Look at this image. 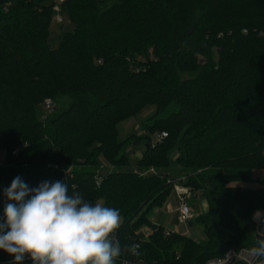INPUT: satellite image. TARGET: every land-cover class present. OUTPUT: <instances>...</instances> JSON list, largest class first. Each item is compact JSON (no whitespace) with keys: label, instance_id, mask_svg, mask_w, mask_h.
I'll return each instance as SVG.
<instances>
[{"label":"trees","instance_id":"1","mask_svg":"<svg viewBox=\"0 0 264 264\" xmlns=\"http://www.w3.org/2000/svg\"><path fill=\"white\" fill-rule=\"evenodd\" d=\"M7 1L0 11V151L8 164L0 167L1 189L17 176L30 187L64 180L69 195L118 209L115 264H208L254 245L252 217L264 211V0H113L99 12L106 0H65L61 13L74 29L54 48V0ZM57 97L69 105L39 119L36 108ZM148 105L155 112L137 136L146 144L137 165L167 168L179 144L180 167L203 171L184 183L208 205L197 217L202 241L165 236L149 220L174 178L128 169L124 147L136 135L120 141L118 123ZM102 160L112 169L97 186ZM8 202L0 203V223ZM133 244L139 256L123 251ZM9 260L0 249V264Z\"/></svg>","mask_w":264,"mask_h":264},{"label":"clouds","instance_id":"2","mask_svg":"<svg viewBox=\"0 0 264 264\" xmlns=\"http://www.w3.org/2000/svg\"><path fill=\"white\" fill-rule=\"evenodd\" d=\"M4 195L9 202L0 223V249L14 257L13 264H22L26 255L33 264H115L121 256L114 237L121 225L119 210L69 195L64 180L30 187L17 176ZM252 218L264 225V212L257 210ZM255 236L244 258L264 264V231L257 229ZM139 248L125 245L123 251L139 256Z\"/></svg>","mask_w":264,"mask_h":264},{"label":"rangeland","instance_id":"3","mask_svg":"<svg viewBox=\"0 0 264 264\" xmlns=\"http://www.w3.org/2000/svg\"><path fill=\"white\" fill-rule=\"evenodd\" d=\"M113 0H106L102 6L99 7L98 12L102 11L110 5H112ZM61 16L63 18L62 23L56 22L54 19L51 21L50 26V36H49V45L51 47H56L61 39L62 33L65 31H71L74 29V25L67 19L65 15L61 13ZM47 100H51L54 103V108L47 110L44 106L45 102ZM43 105H39L37 110V117L39 119H42L43 116L52 115L55 113H59L64 107H67L70 103V98L66 97H57L55 99H46ZM155 112V107L152 105L146 106L143 110L138 112L135 116H131L129 118H126L118 123V138L120 141L125 140L132 134H135L136 137H133L129 140V144H126L124 147V152L127 154L129 158V170H141L143 173L141 175H149L153 174L151 172L147 173L144 171V168H141L137 165V160L140 158L142 151L145 149L146 144L144 141L136 140L137 136L143 134L142 126L153 113ZM135 140V141H134ZM154 141H156V137L153 138ZM139 142V143H138ZM178 145L177 144L170 152V164L167 168L161 169L159 171V174L166 175L168 174L170 177L174 179L181 178L182 176H194L197 174L202 173V170H199L197 172L193 171L190 167H180V165L176 161V157L178 156ZM6 158V152L0 151V167L7 168L8 164L5 163ZM101 166L99 168V174L100 175H106L108 174L112 167L104 160L101 162ZM149 169V168H148ZM140 174V173H139ZM261 179H264V171H260V174H258ZM253 177H257V175L254 173ZM249 184V183H247ZM250 185H255L253 183H250ZM190 192L193 191L190 189ZM194 194L197 195V197H194L192 195L191 197L186 196L187 205L189 208L192 209L191 212V219H188L186 222H183L181 219V213L179 211V204L180 201L178 199V195H176L175 192H173L167 199L166 203L163 206H158L152 209V219L157 224H161L162 227L165 229L169 226L167 225H175L181 232H187L186 235L193 238L197 241H202L205 239L203 229L201 224L197 221V217L201 214H204L206 210V200L203 195L202 191L195 192ZM4 190L0 188V203L4 199ZM96 203H102V201H98ZM208 212V211H207ZM178 247V246H177ZM177 249H180L178 247ZM135 264V263H132Z\"/></svg>","mask_w":264,"mask_h":264},{"label":"built area","instance_id":"4","mask_svg":"<svg viewBox=\"0 0 264 264\" xmlns=\"http://www.w3.org/2000/svg\"><path fill=\"white\" fill-rule=\"evenodd\" d=\"M64 1L65 0H54L55 4L53 6V10H54L53 19L58 23L63 22V18L61 16V4ZM9 6H10V2H8L7 0H0V11H7ZM44 106L47 110H49V109L54 108V103L51 100H47L45 102ZM165 136H166L165 133H162L159 136H156V141L161 140ZM13 153L17 154V151H14ZM160 170L161 169L151 167V168L147 169V173L151 172L153 174H159ZM63 171L65 172L68 170L66 168H64ZM187 178H188V176L186 175V176H182L181 178L173 180V191L178 195V198L180 201L179 211L181 213V219L183 222H186L188 219H191V212H192V209L189 208V206L187 205V201H186V196H188V197L192 196V193L190 192L189 187H186L184 185V183L187 181ZM101 181H102V177L99 174L95 177L96 185L100 186ZM262 212H264V211H262ZM255 222L257 223V229L264 231V225L259 224L257 221H255ZM172 233H174V232L171 230H168V229H164L165 236H169ZM246 250L247 249L235 250V249L230 248L229 250H227L225 252V254L222 257L211 259L208 262V264H235V262L239 261V260L240 261L242 260V261H245L248 263V261L244 258ZM29 260H31V259L26 255L23 262H27ZM252 262H253V260H252ZM9 263L13 264V260L6 261L3 264H9Z\"/></svg>","mask_w":264,"mask_h":264},{"label":"crops","instance_id":"5","mask_svg":"<svg viewBox=\"0 0 264 264\" xmlns=\"http://www.w3.org/2000/svg\"><path fill=\"white\" fill-rule=\"evenodd\" d=\"M136 172H138V173H143L141 170L139 171H137V170H135ZM144 171H146V169L144 170ZM174 192V191H173ZM172 192V193H173ZM171 193V194H172ZM170 194V195H171ZM169 195V196H170ZM177 195V194H176ZM168 199V198H167ZM179 199V198H178ZM167 201V200H166ZM166 201L163 203V205L166 203ZM163 205H161V206H163ZM180 205V204H179ZM206 205H207V203H206ZM180 207V206H179ZM207 211H208V205H207V207H206V210H205V212H204V214L205 213H207ZM149 220H150V222L153 224V225H157V226H162L161 224H157L156 222H154L153 221V219H152V210L149 212ZM167 226H169L168 227V230H171V231H173V232H179V233H182V234H184V235H186V233L185 232H181L175 225H172V224H170V225H167ZM165 229H167V228H165ZM142 231H143V233L144 234H146V235H148L150 232H151V229L149 228V227H147V226H145V227H143L142 228Z\"/></svg>","mask_w":264,"mask_h":264},{"label":"water","instance_id":"6","mask_svg":"<svg viewBox=\"0 0 264 264\" xmlns=\"http://www.w3.org/2000/svg\"><path fill=\"white\" fill-rule=\"evenodd\" d=\"M50 48V47H49ZM139 143V142H138ZM194 197H197V195L196 194H194Z\"/></svg>","mask_w":264,"mask_h":264}]
</instances>
